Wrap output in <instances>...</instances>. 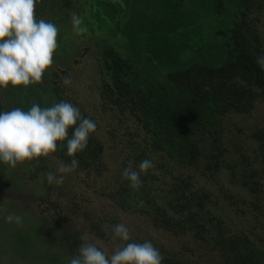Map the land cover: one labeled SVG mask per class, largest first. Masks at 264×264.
Segmentation results:
<instances>
[{"label":"rangeland","instance_id":"374dc122","mask_svg":"<svg viewBox=\"0 0 264 264\" xmlns=\"http://www.w3.org/2000/svg\"><path fill=\"white\" fill-rule=\"evenodd\" d=\"M162 1L180 6L177 21L194 6ZM247 1L249 9L235 16L244 28L235 30V20L204 24L203 33L175 41L174 26L153 31L163 14L155 1L37 0L36 18L59 29L53 64L40 83L0 89V112L63 100L97 127L62 185L46 176L73 159L67 140L46 158L15 168L0 162V264H69L82 235L110 256L119 223L129 228V243L150 241L162 264H264V69L257 63L264 55V0ZM217 3L206 0L205 8ZM132 9H145L136 22ZM73 12L86 33L73 31ZM141 23L151 28L143 52L145 32L128 29ZM234 32L250 45L249 57L262 70L258 80L244 78L239 66L221 72L226 63L241 64ZM185 65L191 72L182 71ZM144 159L154 167L132 189L122 172ZM180 178L188 185L176 200ZM13 213L22 225L6 222Z\"/></svg>","mask_w":264,"mask_h":264},{"label":"clouds","instance_id":"9594fccd","mask_svg":"<svg viewBox=\"0 0 264 264\" xmlns=\"http://www.w3.org/2000/svg\"><path fill=\"white\" fill-rule=\"evenodd\" d=\"M36 4L37 0H0V89L40 83L53 64L59 29L44 18H36ZM71 23L77 35L88 30L75 12L71 14ZM257 63L264 69V55L257 57ZM62 82L70 85L71 79L64 77ZM96 127L92 119L82 116L78 107L63 100L51 107L41 108L34 103L27 111L18 107L2 111L0 162L15 168L26 161L46 158L57 151L58 142L67 140L66 155L73 159L67 164L60 163L55 172L49 171L46 176L48 184L62 185L65 175L78 168L75 156L87 147L89 135ZM70 128L74 132L69 138ZM152 167L149 159L142 160L137 169L130 163L122 177L129 181L130 188L138 190L143 183L141 174H147ZM6 222L22 225L23 218L13 213L6 217ZM80 239L83 243L78 255L69 264H162L160 251L150 241L128 242L131 235L124 223L112 228L111 240L119 243L110 256L88 242L86 235Z\"/></svg>","mask_w":264,"mask_h":264},{"label":"trees","instance_id":"16d2710c","mask_svg":"<svg viewBox=\"0 0 264 264\" xmlns=\"http://www.w3.org/2000/svg\"><path fill=\"white\" fill-rule=\"evenodd\" d=\"M152 1H155V5L156 6H154V7L156 9L160 8L161 12L163 13L162 15H158L156 17V19L153 20V21H155V27H154V29L152 28L153 31H156L157 28H159V27L168 28L169 30L173 31V26H174L176 28V32L173 35V39L175 41H178V38L180 37V35H185L188 39H190V36L192 35L193 32H201V33H203L204 26L206 25L205 27H207V26H209V24L211 26L213 25L214 27H218L219 28L223 24L227 23L228 21L231 22V21L235 20L233 23H231V24H233L232 26H236V27H234L235 30H238V28L242 29V28H244V27H242L243 24L240 23V21L237 22V20L235 19V16L239 17L240 13H245V11L247 9H249L247 0H218L219 4L218 3L214 4V5H212L211 7H208V8H205L206 0L204 2L202 0H196L194 2L192 0V3L194 4V6L191 4V10H189L188 14L187 13L186 14H181L180 17H178L179 19L177 21V19L175 20V18H177V17L174 14H175V12L178 13V10H181L179 5L178 6H176V4L173 5V3L171 2L169 4L170 7H169V5H167V7H166V6H164L162 0H145V2L147 4H148V2H152ZM158 4H160V5H158ZM112 5H114L113 2L111 4L109 3V9L114 7ZM144 11H145V9H142L140 11L138 9H136L135 11L132 9L129 12H130V15H133L132 19H134V20H132L131 18H127V19L136 22V20H138V18L139 19L141 18V14ZM132 12H133V14H132ZM198 15H203L204 22H200L199 23V21L201 19H199V17H197ZM189 17H191V20H189ZM239 18H238V20H239ZM175 21H176V24H174ZM191 21H193V25H191ZM236 22L239 23L240 25H237ZM185 24H187V26L184 28ZM147 26L148 25L143 26L142 23L140 25H137V27L135 25L134 26H132L130 24L128 25L129 31L135 30L136 33H137V30L140 33L141 32H145L144 37H140L141 44H142L141 52L145 51V47L146 46H145L144 43H145V40H146V36L149 35L150 30H151V28H147ZM191 26H193V27H191ZM216 34H217V37H219V34L217 32H216ZM171 36H172V34H169L165 41L170 43L171 42ZM233 37H234L233 38L234 43L232 42V46L234 47L235 50H237V48H239L238 50H239V54H240V56H238V59H236V60L237 61H241V64H239V63L236 64V62H234V61L226 63L224 65V67H223L221 72L223 73L224 70L226 72H228V70H232V69H229V68L239 66L240 69L243 71L244 78H247L248 80H252V79L258 80L259 76L262 74V70L249 57L248 52H249V49H250V45L249 46L247 45L248 42L246 40L238 39V33L237 34L235 33L233 35ZM171 44H172V42H171ZM197 45L198 44L191 43L190 44V49H191L190 52H192L194 50L196 52ZM233 52L234 51L232 50V53ZM186 60H188L189 62H192L193 56L192 55L191 56H187ZM182 64L183 63L179 64V66H181ZM188 66L185 65V67L182 69V71L189 70V72H191V68L190 67L186 69V67H188ZM231 73L233 75L236 74L235 72L233 73L232 71H231ZM179 181L181 182V186H179L180 185L179 184L178 187H180L183 191H182L181 194H179L178 190H177L176 194L174 195V199H176V200H179V199L183 198L186 195L183 187L186 188V186L188 185V183L185 182L184 180L181 181V178L179 179ZM201 202H200V204L202 205ZM247 261H250V260H247Z\"/></svg>","mask_w":264,"mask_h":264}]
</instances>
